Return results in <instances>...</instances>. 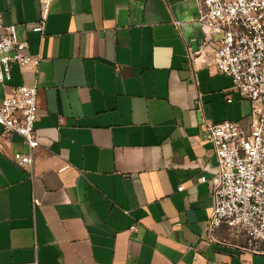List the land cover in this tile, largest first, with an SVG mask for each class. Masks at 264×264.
Segmentation results:
<instances>
[{"label": "crops", "instance_id": "0c3cea01", "mask_svg": "<svg viewBox=\"0 0 264 264\" xmlns=\"http://www.w3.org/2000/svg\"><path fill=\"white\" fill-rule=\"evenodd\" d=\"M200 10L52 0L41 34L38 0H0L4 24L41 57L1 90L37 86L40 144L31 177L12 160L29 151L20 137L0 151V264H264L204 233L217 172L205 123L249 127L251 103L207 66Z\"/></svg>", "mask_w": 264, "mask_h": 264}, {"label": "built area", "instance_id": "2783aa9c", "mask_svg": "<svg viewBox=\"0 0 264 264\" xmlns=\"http://www.w3.org/2000/svg\"><path fill=\"white\" fill-rule=\"evenodd\" d=\"M199 3V22L205 31L201 53L207 66L229 76L233 88L251 103L249 127L238 121L205 123L203 138L214 147L217 172L212 179L213 208L204 233L212 243L264 254V0ZM38 5L33 30L43 34L52 0H38ZM27 49L28 42L17 37L15 25H5L0 14V151L4 152L14 136L20 137L29 151L14 153L12 160L31 177L33 150L40 144L35 129L38 88L11 86V95L1 93L14 66L37 71L41 57ZM194 55L190 53L191 58ZM206 180V176L200 177V182ZM34 204H38L36 199ZM223 225L229 239L220 240L216 233Z\"/></svg>", "mask_w": 264, "mask_h": 264}]
</instances>
